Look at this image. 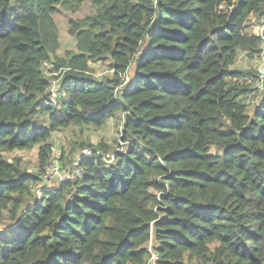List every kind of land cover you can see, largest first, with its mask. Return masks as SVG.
Wrapping results in <instances>:
<instances>
[{
	"label": "trees",
	"instance_id": "trees-1",
	"mask_svg": "<svg viewBox=\"0 0 264 264\" xmlns=\"http://www.w3.org/2000/svg\"><path fill=\"white\" fill-rule=\"evenodd\" d=\"M83 1L0 0V264H264V71L232 67L264 51V0H91L59 56ZM118 112L113 162L39 190L52 131ZM35 146L36 173L5 156Z\"/></svg>",
	"mask_w": 264,
	"mask_h": 264
},
{
	"label": "rangeland",
	"instance_id": "rangeland-1",
	"mask_svg": "<svg viewBox=\"0 0 264 264\" xmlns=\"http://www.w3.org/2000/svg\"><path fill=\"white\" fill-rule=\"evenodd\" d=\"M94 11L95 8L91 0H84L80 8L75 12L66 11L59 7V11L54 17L58 28V39L60 43L57 50L59 56H64L68 51L76 52L75 37L68 33V20L84 18L93 14ZM250 22L252 30L255 29L260 33V19L256 17L251 18ZM90 66L93 75L98 79L111 77L112 75V70L108 67V61L92 62ZM232 67L237 69H256L263 72L264 51L260 56L252 59L247 57L244 51L238 50L236 61ZM51 88L57 89V91H55L56 98H54V102L56 103L60 95L59 84H53ZM122 121V113L118 112L101 126L71 125L66 128H59L52 131L48 139V142L51 144V159H58L62 168L67 169L68 166L79 158L82 149L85 147L94 148L101 152L102 150L100 148L104 146L110 149V151L106 153L108 155L113 154L116 150H122L124 147V142L121 138ZM5 156L9 159L18 158L20 165L29 173H36L38 171V146L28 150L6 152ZM57 183L58 181L55 179L51 181L44 180L40 186H52Z\"/></svg>",
	"mask_w": 264,
	"mask_h": 264
},
{
	"label": "built area",
	"instance_id": "built-area-1",
	"mask_svg": "<svg viewBox=\"0 0 264 264\" xmlns=\"http://www.w3.org/2000/svg\"><path fill=\"white\" fill-rule=\"evenodd\" d=\"M260 21H261L260 33H259V31H257V33L262 38H264V16L260 18ZM44 68L46 71H48L47 70L48 66L46 64H45ZM60 72L61 71L58 70L56 72L49 73L50 75L58 76L57 78H53L51 80V85L60 84V78H59ZM129 73L130 72L126 71L121 75V80H122L121 85L126 84L129 81V79H130ZM55 91H57V89L50 88V98H51V101L53 103H55L54 98H56ZM93 153L100 154V152L94 148H88V147L83 148L79 158L77 160H75L70 166H68L67 169L62 168V165L58 159H56V158L51 159V157H50L51 160L49 159V161H48L47 165L45 166L44 171L42 173V181L40 182V185L42 184V182L44 180L51 181V180L55 179L58 181V183L55 185H52V186H45V187L39 185L40 186L39 190H43L44 188L52 190V189L57 188L61 182H64V181L76 182L77 180L82 178L83 169L80 166L78 160L81 157L90 156ZM103 158L109 163V162L114 160V153L111 155H108V154L103 155ZM38 194H40V193H38ZM149 251H150V259L148 260L147 264H155L156 254L152 251L151 246L149 247Z\"/></svg>",
	"mask_w": 264,
	"mask_h": 264
}]
</instances>
